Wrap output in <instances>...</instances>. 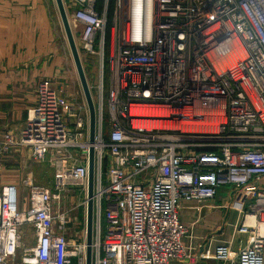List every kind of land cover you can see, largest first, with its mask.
I'll use <instances>...</instances> for the list:
<instances>
[{
  "label": "built area",
  "instance_id": "1",
  "mask_svg": "<svg viewBox=\"0 0 264 264\" xmlns=\"http://www.w3.org/2000/svg\"><path fill=\"white\" fill-rule=\"evenodd\" d=\"M62 1L72 5L68 19L85 53L104 57L111 43L106 72L89 83L97 114L93 264L182 261V203L211 202L221 188L250 196L258 218L236 264H264V0ZM86 108L79 113L43 80L18 137L3 135L0 152L24 147L35 163L67 155L57 157L64 169L53 189L27 184L26 211L16 189L3 187L0 264L15 257L25 224L39 236L23 264H86V240L69 239L70 215L54 214L72 190L87 219ZM250 229L244 223L240 232ZM231 257L227 245L215 248L216 260Z\"/></svg>",
  "mask_w": 264,
  "mask_h": 264
},
{
  "label": "crops",
  "instance_id": "2",
  "mask_svg": "<svg viewBox=\"0 0 264 264\" xmlns=\"http://www.w3.org/2000/svg\"><path fill=\"white\" fill-rule=\"evenodd\" d=\"M56 43L68 44V41L53 0H0V129H4L3 133L10 132L18 137L29 110L36 104L39 82L61 75L63 59L57 57L52 62L48 58L56 52ZM28 154L31 158L30 151ZM27 175L33 184L31 172ZM29 180H0V192L5 186L16 189L20 211L29 208ZM237 197L238 193L232 188H221L211 203H182L179 217L186 227L182 243L187 259L172 264H236L240 250L256 234L252 232L247 238L234 232L245 214L251 213L250 204L253 202L250 200L249 204H244ZM65 233L69 239L86 240L83 216H74ZM38 236L33 225H22L19 247L8 264H23L25 250L37 245ZM226 244L230 246L231 259L226 262L216 260L215 248Z\"/></svg>",
  "mask_w": 264,
  "mask_h": 264
},
{
  "label": "rangeland",
  "instance_id": "3",
  "mask_svg": "<svg viewBox=\"0 0 264 264\" xmlns=\"http://www.w3.org/2000/svg\"><path fill=\"white\" fill-rule=\"evenodd\" d=\"M53 1L56 4V1L55 0ZM101 1L102 0H98V3L100 4ZM64 6L66 7V13L68 15H71L70 7H72V5H69V3L66 2ZM73 34H74L76 44H77V47L80 53V57L82 60L85 73H86L87 80L92 86L93 81H96V79H98V75L101 74L102 69L104 72H106L107 70V63H108L107 55L110 53L111 43H104L105 44L104 57H103V53H99L98 51L96 55H89L85 53L83 49L81 48L82 44L80 43V40H79V34L78 33H73ZM56 44H57L56 52L53 53L52 55H48V58L50 59V61L53 62L57 57H61L64 63L62 62V68L60 71L61 75L55 76L53 77V79H48V81H50L53 84V87L56 90L61 89L65 91L66 98L69 101V104L73 108H75L79 113H83L84 111L79 108L84 109L85 105L87 107V104L85 101L84 94L82 93V90H81V86H80L81 84H80L79 77H78V74L75 68V64L72 58L70 48L67 43H56ZM54 54L55 56H53ZM66 60H67V63H66ZM92 96H93V100L95 103L96 95H95L94 90H92ZM86 109L88 111V108ZM68 124L70 125V127H73L75 124V120L70 119L68 121ZM3 132H4V129L2 130L0 129V146H3L2 145V141L4 137L3 135L5 134ZM73 135L74 134L71 133L72 137ZM28 152H29V149L24 148V147H19V146L10 147L6 151L2 150L0 152V163L3 165L2 167L0 166V169H1L0 170V180L4 181V179H6V181H8V180H13L17 178H19L20 181L29 180L27 174L31 172L32 174L31 180L33 181L34 185H39V186L53 189L57 177H59L62 174V170L64 169V166L57 164V157L66 158L65 155H67V153H65V151H60V153H57V151L52 152V154L48 155V157L45 159L44 162L35 163L30 158ZM6 155L7 156L9 155V156L6 157ZM5 165L7 166L4 167ZM30 182L31 181L29 180L28 183ZM27 189L29 192V187ZM62 196L63 197L61 198L60 204L56 206V209L54 210L55 211L54 214L56 216L62 213H67L71 217V222L74 216H84L83 208L81 206L78 207V205L81 203V198L78 194L74 195L73 191L70 190L68 192L65 191ZM249 197H244L243 195L238 194L237 198H239V200H242L244 198V201L242 202L244 204H249L248 203L250 199ZM211 202H208V203H211ZM249 214L248 215L245 214V218H243V220L241 221L237 229L236 228L233 229L234 232L236 231L237 234L242 235L244 237L246 236L247 238H250V236H252V232H254V228H251L249 233L247 234L241 233L240 228L244 223L246 224V221H245L246 218L251 215L255 216L256 212L254 213V211H251V213ZM83 220L86 224L84 217H83ZM105 225H106V222L105 220H103V227H105ZM227 246L230 247L229 245ZM23 258H24V255L22 259ZM186 259L187 257H185V259H183L180 262H183ZM16 263L19 264L18 262Z\"/></svg>",
  "mask_w": 264,
  "mask_h": 264
},
{
  "label": "water",
  "instance_id": "4",
  "mask_svg": "<svg viewBox=\"0 0 264 264\" xmlns=\"http://www.w3.org/2000/svg\"><path fill=\"white\" fill-rule=\"evenodd\" d=\"M55 1L89 112V130H90L89 143L91 144V147L89 151V178H88L87 219H86V246H87L86 264H93V247H92L93 237H94L93 196H94V188H95V149L93 147V144L95 142L96 126H97L96 106L82 64V60L76 44V40L65 10L64 3L62 0H55Z\"/></svg>",
  "mask_w": 264,
  "mask_h": 264
},
{
  "label": "bare ground",
  "instance_id": "5",
  "mask_svg": "<svg viewBox=\"0 0 264 264\" xmlns=\"http://www.w3.org/2000/svg\"><path fill=\"white\" fill-rule=\"evenodd\" d=\"M65 10H66V8H65ZM246 225H247V227H250V228L258 225L256 217L255 216H248ZM260 231L264 234V226L261 227Z\"/></svg>",
  "mask_w": 264,
  "mask_h": 264
},
{
  "label": "trees",
  "instance_id": "6",
  "mask_svg": "<svg viewBox=\"0 0 264 264\" xmlns=\"http://www.w3.org/2000/svg\"><path fill=\"white\" fill-rule=\"evenodd\" d=\"M110 4H111V6H113V0H111Z\"/></svg>",
  "mask_w": 264,
  "mask_h": 264
}]
</instances>
